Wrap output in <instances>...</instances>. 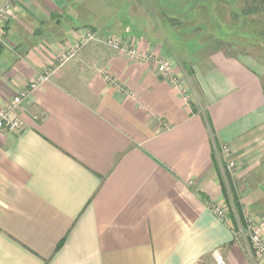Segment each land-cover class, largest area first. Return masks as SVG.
<instances>
[{
  "label": "crops",
  "instance_id": "obj_1",
  "mask_svg": "<svg viewBox=\"0 0 264 264\" xmlns=\"http://www.w3.org/2000/svg\"><path fill=\"white\" fill-rule=\"evenodd\" d=\"M144 1L22 0L0 29V109L86 30L168 60L187 96L94 43L57 69L0 134V264H256L243 212L264 215V66L231 51L261 0Z\"/></svg>",
  "mask_w": 264,
  "mask_h": 264
},
{
  "label": "built area",
  "instance_id": "obj_2",
  "mask_svg": "<svg viewBox=\"0 0 264 264\" xmlns=\"http://www.w3.org/2000/svg\"><path fill=\"white\" fill-rule=\"evenodd\" d=\"M21 1L22 0H8L0 7V29L5 27L6 23L15 13L16 6ZM91 43L103 45L109 49L117 50L126 60L130 62L155 63L160 75L166 79L172 80L176 85L177 91L184 95V99L187 100L184 85L180 83V81H178V79L174 76L172 67L168 60L163 58L156 59L153 56L141 54L133 46L132 42L122 39L119 36L111 35L102 38L94 32L86 30L78 40H75L70 45L65 47L55 66L47 68L38 73L36 78L29 83L26 89L10 99L7 103H5L4 107L0 109V134L3 132L19 133L23 128V124L18 119L10 117V114L19 108L20 105L32 94V92L36 91L43 84L47 83L57 71V69L73 59L82 48ZM108 81H110V79H108ZM229 155V149L227 147H223L222 156L227 161L226 170L232 171L234 163L230 160H227ZM214 214L224 224L228 223V216L223 210L214 209ZM243 220L245 222L249 247L253 259L256 264H264V215L257 217L248 211H244ZM212 257L214 264H226V261L218 250L213 251Z\"/></svg>",
  "mask_w": 264,
  "mask_h": 264
},
{
  "label": "rangeland",
  "instance_id": "obj_3",
  "mask_svg": "<svg viewBox=\"0 0 264 264\" xmlns=\"http://www.w3.org/2000/svg\"><path fill=\"white\" fill-rule=\"evenodd\" d=\"M144 4L146 5V7L150 8V6H151L154 9V5L152 3V0H145L144 1ZM198 22L201 23L200 20ZM198 22H196L195 25H194V27H196V28H194V30L192 29L194 31V33L197 32V31H199V28L196 25H201V24L198 23ZM175 23H176V27H177L176 29L177 30L187 29V28L181 26L182 24H180V23H182V22L175 21ZM260 30L261 29H258V32ZM190 32H191V30L188 31V36L187 37L190 40H192V42L195 41V40H199V38H200V39H203L204 42L207 41L209 43L207 47H217L219 45L218 44V39L215 36H213V37L206 36V35L199 36V35H197V33L194 34V35H191L192 33H190ZM263 39H264V36H262V35L259 36V38H257L256 35L255 36H251V38H245V39H243V38H234V41H235V45L234 46L236 47V49L233 50V51H231V52L233 54H240V55L241 54L242 55L243 54H247L254 61H256L257 63H261L264 66V40ZM208 40H210V41H208ZM196 47L197 46H195V48ZM190 54H192V55H199V54H208V53L198 51V52H192ZM189 64H190L189 63V60L186 59L185 60V65L189 66ZM183 70L186 73V70H190V69L188 67H186V68H183Z\"/></svg>",
  "mask_w": 264,
  "mask_h": 264
},
{
  "label": "trees",
  "instance_id": "obj_4",
  "mask_svg": "<svg viewBox=\"0 0 264 264\" xmlns=\"http://www.w3.org/2000/svg\"><path fill=\"white\" fill-rule=\"evenodd\" d=\"M248 14H255V16L257 17V20H256L257 24L255 26L254 35H248L249 36L248 38H251V36H255V35H256L257 38H259V36H261V35L264 36V33H263L264 32V0H261L258 4L254 5L253 9L249 8ZM258 29H261V30L258 32ZM239 38H243V37L239 36ZM245 38H247V37H244V39ZM233 43H235V42H233ZM218 44L219 45L217 46V48L220 47V46H224V45L225 46L226 45L230 46L229 43L226 44L223 41H219ZM186 73L188 75H190V70H186ZM226 196L229 197L227 195V193H226ZM230 197H231L230 199L234 203L235 207L238 208V205L236 204V199L234 198L232 193H230ZM237 211H239V208L237 209Z\"/></svg>",
  "mask_w": 264,
  "mask_h": 264
}]
</instances>
